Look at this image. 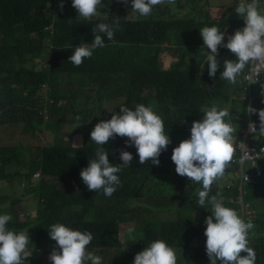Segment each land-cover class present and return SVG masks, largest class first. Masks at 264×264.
Listing matches in <instances>:
<instances>
[{"label": "trees", "instance_id": "trees-1", "mask_svg": "<svg viewBox=\"0 0 264 264\" xmlns=\"http://www.w3.org/2000/svg\"><path fill=\"white\" fill-rule=\"evenodd\" d=\"M260 4L262 6L264 0H260ZM158 6L159 10L168 11L165 18L159 19L153 12L145 19L117 18L109 13L106 18L92 17L86 20L76 10L71 13V18L55 17V0H0V112L3 113L0 122L10 119L13 123H21L22 120L25 129L26 125L37 128L33 121L43 122L44 110L50 114L54 112L53 99L55 103V100L62 102L67 97L65 93L54 92L46 99L45 94L41 93V87L46 85L51 88L56 76L91 77L99 73L106 84L122 80L123 90L116 85L124 96L116 104L115 113L120 114L121 105L133 110L137 104L153 105L164 121V130L171 143L158 157V166L153 165L151 160L139 164L135 147L126 146L127 137L117 136L102 146L108 151L109 163L122 164L119 159L121 150L133 155L131 166L118 173L121 181L118 188L123 195L115 196H142L139 195L142 193L140 188L144 186L147 195L144 204L164 205L163 202L168 201L167 207H170L197 195L193 191L197 183L178 175L171 161L172 149L190 137L192 122L201 120L203 109L211 107L213 103L220 108L222 104H228L231 122L237 126L238 139L243 135L249 118L259 121L258 111L264 109V95L253 97L251 104H248L243 75L251 63L237 78L236 85L220 78L224 61L236 60L235 55L224 47L218 48L220 67L216 75H208L206 51L210 50L203 47L199 30L205 26H217L225 32L224 42L227 41L229 35L244 26L243 19L236 12L232 17L227 16L235 8L213 19L206 14L201 16L190 12V9L183 14L180 0ZM105 9L100 8L103 12ZM114 19H119V30L115 31L114 40L109 41L101 34L106 46L95 49L91 58H85L78 67L74 66L69 61L73 50L81 42L91 43L97 34L94 30L98 23L112 24ZM174 36L179 43L174 47L177 58L167 68H162L158 62L159 52L171 48L168 42ZM42 52H45L42 55L45 61L38 60L42 58ZM44 62L46 64L42 67ZM248 107L257 112L248 113ZM249 139L254 144H264V136L259 131L252 133ZM50 141L38 147L35 155H23L22 160L19 144L0 145V172H4L5 166L12 162L23 166L26 164L23 170H19V165L13 173H5L6 177L14 173L21 175L17 182L23 184L24 180L29 182L34 173L38 172L39 175L38 183L33 187L37 196L35 213H23L22 216L13 214L7 225L17 231L28 229V251L32 255L24 264H51L39 251L48 242L52 243L50 253L53 248L59 251L48 232L55 223H63L74 230L90 231L93 240L88 251L101 249L106 257L112 252V260L102 261V264H133L135 255L156 239H163L179 251L177 264H210L202 243L206 239L205 218L197 209L189 210L187 214H184L186 210L178 209V217L166 221H140L133 233L121 238L118 234L119 217L114 208L99 203L103 199V191H89L79 175L87 167L88 161L95 158V151L101 146L95 142L73 146L57 145ZM238 155L236 148L234 156ZM260 162L263 177L243 186L245 199L253 210V215L245 220L250 218L255 225L249 232V246L256 253L255 264H264V159ZM237 168L231 163L225 173L233 174ZM237 187L235 184L219 189L212 187L209 196L219 193L226 199L224 206L231 207L235 205L234 199L228 201L227 197H236ZM257 207L260 209L256 210Z\"/></svg>", "mask_w": 264, "mask_h": 264}, {"label": "clouds", "instance_id": "clouds-1", "mask_svg": "<svg viewBox=\"0 0 264 264\" xmlns=\"http://www.w3.org/2000/svg\"><path fill=\"white\" fill-rule=\"evenodd\" d=\"M123 2L127 3L128 0ZM163 3L174 4L175 0H131V10L141 17H147L151 15L154 6ZM99 6H102L101 0H72V7L86 20L99 15ZM60 7H63L62 3ZM235 12L243 19L244 26L229 35L227 43H224L225 32L217 26H205L199 30L203 47L210 50L206 51L209 77H214L220 67L217 59L219 47L235 55V61H224L220 73V78L232 85L238 83L237 78L250 63L256 65V70L254 76L250 75L247 79L258 76L261 73L259 68L264 66V8L260 0H239ZM117 30L119 19H114L112 24L98 23L94 30L97 34L91 43L81 42L73 50L69 61L74 66H80L85 58L92 57L95 49L106 46L101 34L113 41ZM261 88L264 90V84H261ZM119 109L120 114L114 111L109 120H101L93 127L90 132L91 141L101 147L96 149L95 158L89 160L87 167L79 173L89 191L102 190L109 197L121 186L118 173L130 167L133 161L131 152L121 150L119 159L122 164L109 163L108 151L102 146L110 139L127 137L126 146L135 147L139 164L151 160L156 166L160 163L158 157L161 152L171 143L164 130V121L153 105L137 104L134 110L121 105ZM247 112L256 113L257 110L248 107ZM202 113L201 120L192 122L190 137L172 149L171 161L178 175L201 184V189L197 190V205L203 208L206 201L211 205V215L204 220L205 250L210 264H217V261L220 264H255L256 253L249 246V232L255 227L251 219L246 221L236 209L224 206L219 193L209 197L212 185L224 176L234 160L237 126L231 122L227 107L220 108L213 103L211 107L203 109ZM258 117L259 134L264 136V109L258 111ZM249 129L252 133L257 131L252 123ZM253 157L254 154L249 155L246 151L240 163ZM259 158L255 154L254 163ZM243 179L247 181L248 177L244 175ZM11 220L10 214H0V264H24L32 255L28 251L29 232L28 229L17 231L8 228ZM48 232L59 249L57 251L53 248L51 251L48 257L51 264H102V256L88 251L93 240L90 231L74 230L63 223H55ZM133 264H177L176 250L163 239H156L135 255Z\"/></svg>", "mask_w": 264, "mask_h": 264}, {"label": "rangeland", "instance_id": "rangeland-1", "mask_svg": "<svg viewBox=\"0 0 264 264\" xmlns=\"http://www.w3.org/2000/svg\"><path fill=\"white\" fill-rule=\"evenodd\" d=\"M72 0H55V17L71 18L69 7H72ZM183 5L182 13L190 9V12L196 14L204 15L216 19L219 18L223 13L227 12L229 9L232 10L236 7V4L239 0H180ZM63 4L61 8L60 5ZM102 6L106 9L104 12L98 11L99 15L95 18H106L108 14H112L117 18H128L126 16L134 17L138 19H145L147 17H139L138 13H135L131 10V0H128L127 3H124L123 0H101ZM189 5V7L187 6ZM264 8V4L261 6ZM172 9H174L171 6ZM235 10V9H234ZM175 11V9H174ZM153 15L159 19L165 18L168 14V11L159 10V6H154ZM204 12V13H203ZM232 14H227V16H233L235 11H231ZM124 14L126 16H121ZM152 14V13H151ZM225 15V14H224ZM226 16V15H225ZM172 39L168 42L169 49L161 50L159 52L158 58L161 60L160 64L163 65L162 68H167L170 63H173L177 58V55L174 53V47L179 45L176 36L171 37ZM224 43H227L225 41ZM45 52H42L40 56L44 55ZM43 57V56H42ZM82 82L79 81V78L74 75L69 79L66 76H58L56 78L55 87L50 88L41 87L40 90L42 94H45V98H50V93H58L61 90H65L67 97L63 98V106H61V101L52 103L54 112L44 114L43 122L33 121L34 124L38 127H33L32 125H26V129L23 127V121L12 122V120H6L5 122H0V145L2 144H19L20 145V160L23 159V155L32 156L37 153V148L44 146L50 142L57 145H85L87 143L93 142L90 138V132L96 123L101 120H105L111 116V111L115 109L116 101L112 100L109 95L110 92L103 90L105 87V81L103 77H89L81 75ZM75 81V82H69ZM51 84V86L53 85ZM74 95V96H73ZM50 101V100H48ZM66 104V106H64ZM49 105V104H48ZM229 107L228 104H222V108ZM59 108L64 109L63 114L57 111ZM47 112V110H44ZM237 115H239V110L236 109ZM0 112V118L2 116ZM58 114V116H53ZM62 116V118H60ZM64 116V117H63ZM79 116L80 119L77 120L76 117ZM4 117V115H3ZM191 126L189 127V129ZM30 158V157H29ZM20 165L19 170H23L24 166L18 162H12L9 165H6L5 171L0 172L2 178L0 179V214H17L22 216L23 213L34 212V208L37 201V196L35 191H33L34 185L38 183L39 175L38 172L34 173L31 176L30 181H23V184H19L18 179L22 178L21 175L14 173L6 177L5 173H13L15 169ZM23 166V167H22ZM244 170L250 173V167L245 166ZM234 174V173H233ZM232 173L224 174V176L218 179L212 187L217 189L225 186V184L231 181L234 178ZM230 178V179H229ZM230 183V182H229ZM128 187V186H127ZM201 184L197 183V186L193 188V191L197 192L198 189H201ZM213 188V189H214ZM139 195L142 196H130V197H120L118 198L115 195L120 193L123 195V192L119 188L109 197L101 194L103 197L100 200L101 206H111L113 207L115 213L119 217L118 221V234L122 238L125 234L130 235L129 229H132L131 233L134 232L135 227L140 221H166L168 219L178 217V209L186 210L184 214L189 213V210L197 209L200 212L202 217H207L211 215V205L206 201L204 207L197 205L196 200L198 196L194 194L192 197H187L180 201L179 204L174 206L167 207L168 201L163 202L162 204H151L146 201V189L144 186H141ZM101 193V192H100ZM211 197V196H209ZM223 198V196H221ZM5 205H7L5 207ZM164 207V209H161ZM260 208L257 207L256 210ZM112 210V211H113ZM196 212V211H194ZM258 212V211H257ZM264 218V216H262ZM52 243H47L45 246L40 248V254L43 257L48 258L50 255V247ZM136 251V249H134ZM93 253L102 256V261L109 262L112 260L110 257L112 252H109L108 257L103 256V250L92 251ZM45 256H44V255ZM177 257H179V251L176 250ZM116 262H118L116 260ZM119 264V263H118ZM217 264H220L217 261Z\"/></svg>", "mask_w": 264, "mask_h": 264}, {"label": "built area", "instance_id": "built-area-1", "mask_svg": "<svg viewBox=\"0 0 264 264\" xmlns=\"http://www.w3.org/2000/svg\"><path fill=\"white\" fill-rule=\"evenodd\" d=\"M255 70H256V65L253 64L250 67L249 71L247 70L244 73V77H243L244 78V84H243L244 85V89L247 90V92L249 94V97L253 94V92L250 90V86L251 85L254 86V90L256 91L257 90L256 85L258 83H264V66L259 68L261 73L258 76H255L254 79H247L246 78V77H248L250 75L254 76ZM255 80L258 81V82H256ZM250 81H252V83H246V82H250ZM259 93H262V91L259 90ZM250 123L255 125V127L257 128V131H259V127H260V121L252 120L251 118H249L248 121L246 122L245 126H244V130H243L244 134L241 135L240 138L236 139V145H237V148H238V151H239L240 155L238 157L234 156V160H233L232 163L237 165V167H238V171L237 172L239 174H241V172H242L241 165H243L244 163H245V165L253 166L255 154H258L261 157V158H259V159H257L255 161L254 166H253V167L256 168L257 173H259V165H258V163H260L261 159H264V151H262V149H264V145L254 144L253 142L251 143L250 140H249L251 135H248V134L252 133L250 131V129H249V124ZM246 151L249 152V155L254 154V157H253V159H245L243 164H241L240 160H241L242 157H244V154H245ZM243 185L244 184L239 185V189H241ZM240 200H243V197H241ZM205 241H206V239H205ZM203 246H205V242L203 243Z\"/></svg>", "mask_w": 264, "mask_h": 264}, {"label": "bare ground", "instance_id": "bare-ground-1", "mask_svg": "<svg viewBox=\"0 0 264 264\" xmlns=\"http://www.w3.org/2000/svg\"><path fill=\"white\" fill-rule=\"evenodd\" d=\"M49 27V26H48ZM253 64H251L250 65V67L252 66ZM250 67H249V69H250ZM249 71V70H248ZM243 77H244V75H243ZM243 80H244V78H243ZM246 83H252V81H250V82H246ZM261 84H264V83H258L257 85H256V87H257V90L255 91L254 90V86L253 85H251L250 86V90L253 92V94L249 97V94H248V92H247V95H248V104L250 105L251 104V102H252V99H253V97H255V96H261V95H264V90H262V88H261ZM52 86H54V85H52ZM259 90H261L262 91V93H259ZM247 91V90H246ZM74 96V95H73ZM64 106H66V104H64ZM63 110L64 109H58L57 111H59L60 113H62L63 112ZM116 109H113L112 111H111V113L112 112H114ZM47 112H44V114H46ZM63 114V113H62ZM53 116H58V114H54ZM64 117V116H63ZM60 118H62V116L60 117ZM242 134H244V133H242ZM252 134V133H251ZM251 134H248V135H251ZM250 140V142L252 143H254V141H252L251 139H249ZM260 145H264V144H260ZM236 148H237V146H236ZM238 149V148H237ZM240 155V154H239ZM238 155V156H239ZM262 160V159H261ZM232 164H234V163H232ZM258 165H259V173H257V170H256V168L255 167H253V166H249L250 167V173H248V172H246L245 170H244V168H245V163L243 164V165H241V168H242V172H241V174H239L237 171H238V168L236 169V171H234V178L231 180V181H229V182H227L226 184H225V186L226 187H228L229 185H233V184H235L236 186H238L237 187V196L236 197H234V198H230V199H228V197H227V200L229 201H232V199H234V202H235V205L233 204V206H231L230 208H234V209H236L237 211H238V213L241 215V216H243L245 219L247 218V217H251L252 215H253V210L251 209V204H249L247 201H246V199H245V190L243 189V186H247V184H250L252 181H253V179H260L261 177H263V172H262V166H261V162L260 163H258ZM244 175H246L247 177H248V180L247 181H245L244 179H243V176ZM241 184H244L243 186H242V188L241 189H239V185H241ZM241 197H243V200H240V198ZM224 200H226L224 197H223V200H222V202L224 201ZM205 242V240H203L202 241V243H204ZM205 247V246H204Z\"/></svg>", "mask_w": 264, "mask_h": 264}, {"label": "crops", "instance_id": "crops-1", "mask_svg": "<svg viewBox=\"0 0 264 264\" xmlns=\"http://www.w3.org/2000/svg\"><path fill=\"white\" fill-rule=\"evenodd\" d=\"M71 3H72V1H71ZM55 7H56V6H55ZM69 8L71 9L70 14L73 13V10H75V9H74L73 7H69ZM100 8H101V7L99 6L98 9H97V11H101V12H103L102 10H100ZM55 11H57L56 8H55ZM121 16H126V15L121 14ZM126 17H131V16H126ZM131 18H136V16L131 17ZM166 45H167V43H166ZM38 60L45 61L46 58L43 56L41 59H38ZM160 61H161V60L158 58L159 65H161V64H160ZM45 64H46V63L44 62V63H42L41 66L43 67ZM161 67H163V65H161ZM99 75H101V74H99V73H94V74L92 75V77H99ZM72 76H74V75H67V78L69 79V78L72 77ZM57 77H58V76H56V78H57ZM77 77L79 78V81H80V82L83 81L82 78H80V76H77ZM56 78H55V81H56ZM55 81H54L53 83H55ZM69 82H75V81H71V79H70ZM116 84H117V85H120V87L122 88L123 81H122V80H114L112 83H108V84H106L105 87H103V90L110 92L111 95H109V96L111 97V101L114 100V101H116V104H117L119 101L122 100V98H123L124 95L120 93V90H121V89H118V86H117ZM53 85H54V86H53V87L51 86V88H54V87H55V84H53ZM122 90H123V88H122ZM60 92L65 93V90L63 89V90H61ZM61 104H63V100H62ZM116 104H115V105H116ZM62 106H63V105H62Z\"/></svg>", "mask_w": 264, "mask_h": 264}]
</instances>
